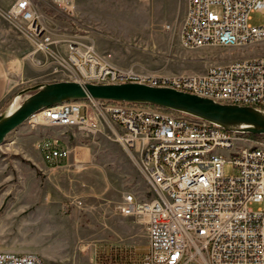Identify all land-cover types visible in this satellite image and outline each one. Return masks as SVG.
Here are the masks:
<instances>
[{"label":"built area","instance_id":"1","mask_svg":"<svg viewBox=\"0 0 264 264\" xmlns=\"http://www.w3.org/2000/svg\"><path fill=\"white\" fill-rule=\"evenodd\" d=\"M48 1L73 11L72 0ZM256 11L263 20L252 24ZM6 15L31 39L33 53L55 55L59 44L65 46L53 72L69 81L143 83L264 111V53L212 64L199 74H152L114 66L109 55L82 41V35L56 39L55 29L44 25L31 0H14ZM177 39L186 49H220L227 55L264 43V0H185ZM26 123L86 134L107 131L138 169L147 196L138 200L134 193H125L118 211L143 221L146 248L139 253L133 246L114 243L101 250L109 261L264 264V209L249 207L264 201V138H259L264 135L251 138L196 116L97 98L42 108ZM39 150L54 169L68 164L70 150L57 138L42 139ZM225 164L234 172L226 173ZM0 264L48 263L34 252L0 250Z\"/></svg>","mask_w":264,"mask_h":264},{"label":"rangeland","instance_id":"2","mask_svg":"<svg viewBox=\"0 0 264 264\" xmlns=\"http://www.w3.org/2000/svg\"><path fill=\"white\" fill-rule=\"evenodd\" d=\"M31 1L44 25L55 29L56 39L82 35V41L93 42L96 50L109 55L119 68L134 67L152 74H199L212 64L264 53V43L229 55L220 49L182 47L177 30L185 0H72V13L48 0ZM13 2L3 0L0 4V55L11 89L0 115L13 111L33 92V86L67 80L53 72L65 46L59 44L55 55L51 51L33 53L31 39L6 15ZM250 18V23L259 24L263 15L256 11ZM20 128L18 134L10 132L0 145V189L5 181L13 180L23 186L21 201L34 197L40 202L38 207L23 210L22 202L12 209L7 208V202L1 204L0 250L34 252L48 264H91V254L95 256L114 243L133 246L143 253L145 224L118 211L125 193H134L138 200L147 196L138 169L121 145L107 131L86 134L54 124L30 128L26 122ZM51 136L63 139L70 155L81 158L77 162L81 168L54 169L44 160L42 163L34 143ZM65 169L71 176L67 184L62 176ZM32 170L37 173L33 180L28 177ZM10 171L24 177H3ZM225 171L230 174L234 169L225 164ZM249 207L264 209V201Z\"/></svg>","mask_w":264,"mask_h":264},{"label":"water","instance_id":"3","mask_svg":"<svg viewBox=\"0 0 264 264\" xmlns=\"http://www.w3.org/2000/svg\"><path fill=\"white\" fill-rule=\"evenodd\" d=\"M31 89L33 92L13 111L0 115V145L5 142L10 132L20 127L40 109L68 100L86 98L150 104L196 116L226 129L264 135V111L250 106L218 103L168 87H155L136 82L82 84L63 80L35 85Z\"/></svg>","mask_w":264,"mask_h":264},{"label":"crops","instance_id":"4","mask_svg":"<svg viewBox=\"0 0 264 264\" xmlns=\"http://www.w3.org/2000/svg\"><path fill=\"white\" fill-rule=\"evenodd\" d=\"M2 1L3 0H0V4H2ZM8 72H7V69H6V66H5V62H4V59L2 58V56L0 55V107L1 105L3 104V102L6 100L9 92H10V87H9V84H8ZM21 128H17L16 130H14V132H16L15 134H18V131L20 130ZM52 137V136H51ZM53 138H57V137H53ZM60 145H64L66 147H68L65 143V141L63 139H60V138H57ZM41 140H38L37 142L34 143V146H35V149L37 150L39 156H40V159L43 162V159L41 157V153H40V150H39V142ZM78 161H81V158H77V156L75 154L73 155H70L69 154V157L67 159V165L66 167H68L69 169H72V168H75V169H79L82 167V165H78L77 162ZM65 167V168H66ZM70 171L68 170H64L63 171V178H65V184H67V180L71 179V176L70 174L68 173ZM0 174H3L0 173ZM16 171H10V172H6L4 173V176L3 177H6V179L8 178H15L16 177H24L22 174H17ZM85 174V173H84ZM37 176V173L35 170H32L30 171V175H28V177H30L32 180L35 179ZM1 177V175H0ZM6 182V185L2 186L1 187V196H0V207H1V204L3 202H7L9 203L8 205V209H12V205L16 204L17 202H22V205L20 206V208L23 210V209H31L32 207H38L37 206V203H39L40 199H35L34 197H28L25 199H22L23 201H21L19 199V193L20 191L22 190L23 186L19 185L18 182H15L13 180H10V181H5ZM0 184H3L2 182H0ZM3 191V192H2ZM10 194L9 196H7L6 194ZM32 196V195H31ZM145 197V196H144ZM25 201V202H24ZM2 209V207L0 208V210ZM2 217L0 216V224H2ZM90 261H91V264H94V255L91 254V257H90Z\"/></svg>","mask_w":264,"mask_h":264},{"label":"trees","instance_id":"5","mask_svg":"<svg viewBox=\"0 0 264 264\" xmlns=\"http://www.w3.org/2000/svg\"><path fill=\"white\" fill-rule=\"evenodd\" d=\"M147 105H150V104H147ZM150 106L155 107V108H159V109H165V108L157 107L154 105H150ZM166 110H168V109H166ZM175 113H179V112H175ZM247 135L251 138L257 137V135H253V134H249V133ZM95 264H131V263L125 262L122 260H111V261H109L107 256L105 255V253L102 252L101 250H99L96 252Z\"/></svg>","mask_w":264,"mask_h":264},{"label":"bare ground","instance_id":"6","mask_svg":"<svg viewBox=\"0 0 264 264\" xmlns=\"http://www.w3.org/2000/svg\"><path fill=\"white\" fill-rule=\"evenodd\" d=\"M61 81H63V80H61ZM22 102V101H21Z\"/></svg>","mask_w":264,"mask_h":264}]
</instances>
